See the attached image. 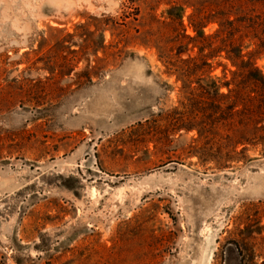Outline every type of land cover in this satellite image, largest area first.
Listing matches in <instances>:
<instances>
[{
	"label": "rangeland",
	"instance_id": "1",
	"mask_svg": "<svg viewBox=\"0 0 264 264\" xmlns=\"http://www.w3.org/2000/svg\"><path fill=\"white\" fill-rule=\"evenodd\" d=\"M174 1L0 0V264H264L261 147L218 169L185 129L217 102L168 117L199 86L155 43Z\"/></svg>",
	"mask_w": 264,
	"mask_h": 264
},
{
	"label": "trees",
	"instance_id": "2",
	"mask_svg": "<svg viewBox=\"0 0 264 264\" xmlns=\"http://www.w3.org/2000/svg\"><path fill=\"white\" fill-rule=\"evenodd\" d=\"M188 8L189 26L195 35L187 33L184 17ZM166 19L167 31L159 30L155 42L160 58L177 80L185 85L199 84L186 92L181 102L184 110L175 109L168 117L174 124H190L196 123L203 112L210 120L216 102L220 112L217 133L205 122L201 126H185L186 131L198 130L189 153L198 156L202 163L215 157L212 160L218 169L253 160L247 154L249 146L261 147L264 156V70L257 63L264 57V0H177ZM210 23L218 24L213 36L205 32ZM197 45L198 53L192 54L190 51ZM214 52L224 53L233 66L231 78L225 73L221 83L211 74Z\"/></svg>",
	"mask_w": 264,
	"mask_h": 264
}]
</instances>
